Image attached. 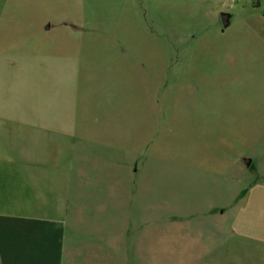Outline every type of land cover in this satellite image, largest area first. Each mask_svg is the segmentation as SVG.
<instances>
[{
  "label": "rangeland",
  "instance_id": "rangeland-1",
  "mask_svg": "<svg viewBox=\"0 0 264 264\" xmlns=\"http://www.w3.org/2000/svg\"><path fill=\"white\" fill-rule=\"evenodd\" d=\"M0 114L110 157L68 264H264V0H0Z\"/></svg>",
  "mask_w": 264,
  "mask_h": 264
},
{
  "label": "crops",
  "instance_id": "crops-1",
  "mask_svg": "<svg viewBox=\"0 0 264 264\" xmlns=\"http://www.w3.org/2000/svg\"><path fill=\"white\" fill-rule=\"evenodd\" d=\"M78 121L73 115L0 114V264H68L72 213L95 209L87 202H108L119 192L118 179L106 170L110 157L98 151L94 162L96 135L79 130ZM35 151L39 159L31 160ZM13 152L26 156L14 161Z\"/></svg>",
  "mask_w": 264,
  "mask_h": 264
},
{
  "label": "water",
  "instance_id": "water-1",
  "mask_svg": "<svg viewBox=\"0 0 264 264\" xmlns=\"http://www.w3.org/2000/svg\"><path fill=\"white\" fill-rule=\"evenodd\" d=\"M221 20H222L223 27L225 29L228 28L230 25V16L228 14H222ZM247 163L250 164L251 163L250 160Z\"/></svg>",
  "mask_w": 264,
  "mask_h": 264
}]
</instances>
